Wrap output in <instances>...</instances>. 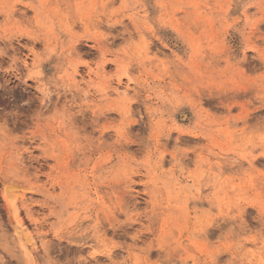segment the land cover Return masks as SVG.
Returning <instances> with one entry per match:
<instances>
[{
	"label": "rangeland",
	"instance_id": "rangeland-1",
	"mask_svg": "<svg viewBox=\"0 0 264 264\" xmlns=\"http://www.w3.org/2000/svg\"><path fill=\"white\" fill-rule=\"evenodd\" d=\"M0 264H264V0H0Z\"/></svg>",
	"mask_w": 264,
	"mask_h": 264
},
{
	"label": "bare ground",
	"instance_id": "bare-ground-1",
	"mask_svg": "<svg viewBox=\"0 0 264 264\" xmlns=\"http://www.w3.org/2000/svg\"><path fill=\"white\" fill-rule=\"evenodd\" d=\"M115 93L117 94L118 93V89H115ZM118 95V94H117ZM108 219V218H107Z\"/></svg>",
	"mask_w": 264,
	"mask_h": 264
}]
</instances>
